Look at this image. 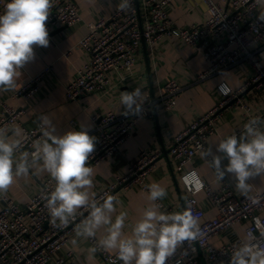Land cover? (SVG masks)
<instances>
[{
    "label": "built area",
    "instance_id": "built-area-1",
    "mask_svg": "<svg viewBox=\"0 0 264 264\" xmlns=\"http://www.w3.org/2000/svg\"><path fill=\"white\" fill-rule=\"evenodd\" d=\"M173 1L132 0L131 9L125 12L117 9L119 0H116L113 13L90 26L89 32L79 41L77 47L86 51L90 57L84 69L68 83L66 97L74 102L91 94L111 93L114 74L122 83L133 75L144 42L155 50L168 38L194 48L206 60L207 69L196 76L200 82L221 75L242 63L253 68L252 79L238 91L226 83L220 84V103L205 116L190 123L183 133L175 137L170 149L176 170L182 174V182L186 188L185 208H190L198 217L200 236L191 243L185 241L167 264H230L233 247L245 236L236 235L232 241L220 247H215L213 240L228 233L235 235V230L241 223L246 224L245 235L251 231L259 236L257 228L264 226V192L238 196L228 181V175L223 180H218L215 174V182L218 183L215 188L213 184L203 181L197 171L184 174V170L200 156L201 148L210 146L222 112L239 103L241 93L253 88L264 95V21L259 19L263 13L256 0H229L227 8L215 0H203L208 7L207 19L200 24L179 27L169 15V7ZM5 3L6 0L0 1V12ZM52 3L46 21L49 33L83 22L76 0H52ZM142 10L146 11V15H143ZM53 72V66H46L27 85L16 91L13 98H33ZM182 91L179 81L172 79L166 83L164 94L160 98L145 99L147 103L139 114L125 115L124 107L121 115L115 112L95 114L93 120L97 125L99 140L89 157L88 166L94 169L118 156L138 123L143 119H154L153 108L158 105L165 111L173 110ZM23 114V110L3 104L0 127L22 126ZM252 117L264 119L262 115L248 114L245 123ZM23 130L25 150H28L31 142L39 138L40 126L35 129L24 127ZM242 131L243 128L233 134L239 136ZM161 157L162 153L142 151L129 172L118 177L113 185L97 197L106 194L115 196L119 189H140L147 192L148 179ZM54 183L50 176L47 177L42 183V189L26 205H20L8 195L3 198L4 207L0 210V264H75L72 260L73 252H69L67 258L57 256L70 245L75 236V224L80 217L66 227L58 226V221L56 224L52 223L43 197L45 192L54 187ZM202 192L217 210L214 219L207 218L197 198ZM252 198H255V203ZM159 203L162 210L175 211L173 204L162 201ZM89 242L93 247L96 239L90 238ZM261 242H264V238ZM97 253L105 264H121L115 254L102 249H98Z\"/></svg>",
    "mask_w": 264,
    "mask_h": 264
},
{
    "label": "crops",
    "instance_id": "crops-1",
    "mask_svg": "<svg viewBox=\"0 0 264 264\" xmlns=\"http://www.w3.org/2000/svg\"><path fill=\"white\" fill-rule=\"evenodd\" d=\"M215 1L225 8L229 6V0ZM76 3L83 22L77 26L62 27L50 32L48 47L34 46V58L21 69L22 75L16 82V88L0 91V112L3 104L23 110L22 126H20L22 129L37 128L43 115H47L53 121L59 134L69 130L79 131L81 125H84L89 135L96 137L97 143L99 133L93 117L98 112H115L121 115L123 113V106L120 107L119 102L121 92H131L139 87L145 99L157 100L164 94V87L169 80L179 81L183 91L176 101L175 108L165 111L159 105L154 107V119H143L138 123L135 131L123 144L119 155L93 169L92 191L98 196L107 187L113 185L118 177L125 176L140 153L148 150L153 153H162V157L157 161L156 169L148 179V184L160 183L167 191L162 202L173 204L175 211L184 210L187 192L182 182V174L176 170V164L170 152L173 141L186 130L190 123L205 116L220 103L222 99L218 92L220 84L226 83L233 90L238 91L252 79L253 68L242 63L224 71L221 75L200 82L196 76L207 69L206 60L196 53L194 48L168 38L164 39L155 50L143 44L133 75L122 83L114 74V87L111 93L91 94L78 101H69L66 97L67 85L80 70L84 69L90 57L86 51L77 47L79 41L89 32L90 26L96 25L102 18L109 17L116 8V0H76ZM261 10L264 15V7H261ZM142 13L146 15V11L142 10ZM169 15L179 27L200 24L208 17V7L203 0H174L169 7ZM50 65L54 67V72L42 83L37 95L31 99L13 98L16 91L27 85L31 78ZM239 101L222 112L216 135L212 137L210 144L213 151H215L214 145L221 138L243 128L248 114L264 117V95L256 89H248L241 93ZM222 163L227 164V160L225 159ZM191 171H197L203 181L213 184L215 188L218 187L214 170L201 156L185 167L184 174ZM47 177H49L47 173L35 172L17 177L9 190L0 195V210L4 207L3 198L7 195L20 205L28 204L42 189V183ZM228 181L235 194L243 196L235 188V177L228 175ZM250 183H252V190L249 194L264 192V177L257 176L251 179ZM115 196L119 200L117 213L127 212L129 224L139 218L140 212L148 204L147 192L140 189H119ZM197 198L207 218L214 219L217 216V210L208 201L205 193H200ZM245 228V223L239 224L235 235L228 233L215 238L214 246L220 247L232 241L236 235L244 237ZM125 231L129 232L130 228H126ZM101 234L98 233V236ZM91 247L89 239L80 240L75 247L70 243L57 258H67V254L73 252L72 260L75 264H105L97 252L94 255L89 254L88 249Z\"/></svg>",
    "mask_w": 264,
    "mask_h": 264
},
{
    "label": "clouds",
    "instance_id": "clouds-1",
    "mask_svg": "<svg viewBox=\"0 0 264 264\" xmlns=\"http://www.w3.org/2000/svg\"><path fill=\"white\" fill-rule=\"evenodd\" d=\"M132 0H119L117 9L129 11ZM264 7V0H256ZM52 0H6L0 12V91L16 88L21 69L34 58V46H49L46 27ZM264 21V15L259 17ZM120 107L128 113L139 114L147 101L141 88L123 91ZM40 136L25 150L24 130L19 126L0 127V195L6 193L16 178L29 172L47 173L55 182L45 192V206L52 223L66 227L75 224L73 247L80 240L96 239L88 249L94 255L98 249L114 252L121 264H167L185 241L198 240L200 223L190 208L182 211L162 210L167 191L158 182L147 186L148 204L139 218L129 224L128 213H117L119 200L106 194L97 197L94 170L88 166L94 152L96 137L87 127L59 134L56 125L47 116L40 118ZM213 147L201 148L200 156L216 174L218 180L226 175L235 177V188L248 196L250 180L264 177V119L252 117L243 126L239 136L221 138ZM227 160V164L222 161ZM253 203L256 202L252 198ZM85 212L87 215L85 216ZM130 228L129 232L125 229ZM259 236L249 231L233 247L230 264H264V226H258ZM98 233H102L98 236Z\"/></svg>",
    "mask_w": 264,
    "mask_h": 264
},
{
    "label": "water",
    "instance_id": "water-1",
    "mask_svg": "<svg viewBox=\"0 0 264 264\" xmlns=\"http://www.w3.org/2000/svg\"><path fill=\"white\" fill-rule=\"evenodd\" d=\"M137 1H138V0H137ZM143 44H144V45H146V43H145V42H144Z\"/></svg>",
    "mask_w": 264,
    "mask_h": 264
}]
</instances>
